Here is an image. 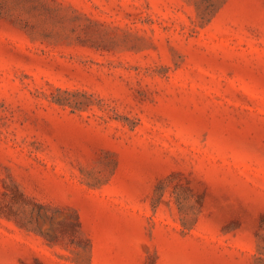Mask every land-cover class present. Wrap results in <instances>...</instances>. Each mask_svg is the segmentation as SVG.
<instances>
[{
    "label": "rangeland",
    "instance_id": "rangeland-1",
    "mask_svg": "<svg viewBox=\"0 0 264 264\" xmlns=\"http://www.w3.org/2000/svg\"><path fill=\"white\" fill-rule=\"evenodd\" d=\"M0 264H264V0H0Z\"/></svg>",
    "mask_w": 264,
    "mask_h": 264
}]
</instances>
